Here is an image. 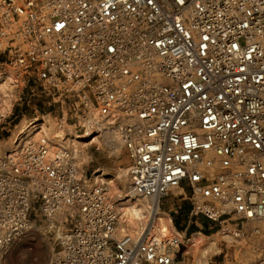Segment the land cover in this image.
<instances>
[{"label":"built area","instance_id":"built-area-1","mask_svg":"<svg viewBox=\"0 0 264 264\" xmlns=\"http://www.w3.org/2000/svg\"><path fill=\"white\" fill-rule=\"evenodd\" d=\"M1 55L70 94L84 135L118 136L136 196L180 190L191 216L264 221V0H0ZM50 152L30 139L0 159V264L34 201L57 232L48 264L173 263L164 242L117 239L107 185Z\"/></svg>","mask_w":264,"mask_h":264},{"label":"rangeland","instance_id":"rangeland-1","mask_svg":"<svg viewBox=\"0 0 264 264\" xmlns=\"http://www.w3.org/2000/svg\"><path fill=\"white\" fill-rule=\"evenodd\" d=\"M5 56H0V64L4 63ZM1 83L5 84L7 92L12 97L11 110L0 121V147L2 150H5L6 145L11 140H18L17 146L20 144L24 137L19 132L24 126L33 123L51 122L64 135V142L75 141L79 151L84 153L86 159L89 160L84 162L72 149H66V151H72L75 155L78 177L84 186L91 188L94 178L103 175L106 179L115 180L124 196H130V162L125 150L120 147L114 151V149L107 146L108 142L103 135H84L75 126L78 120L73 109L74 100L70 94L50 88L36 78L24 77L17 79L16 74L6 67H0V85ZM35 136L36 134H33L25 139L24 143L22 142L15 152L10 153L14 154L17 150L19 151L20 147H23L30 139H33L34 142L39 141L41 138L47 139L44 136ZM50 149L52 152L53 147L51 144ZM10 153L0 157V159H6ZM55 155L57 156V154ZM124 171L127 174L120 180L119 174ZM103 184L107 185V193H109L110 185L107 182H103ZM180 193V190H176L160 201L153 198L147 199L152 206L154 201L157 200L159 212L170 217L178 234L175 243L170 242L167 238L163 240L173 253L174 260L172 264H198L188 248L189 242L194 236L200 234L205 238H209L218 232L228 233L230 231L236 232L245 241L244 245L237 250L238 256L235 257L237 253L235 248L231 247L226 241H222L219 243L220 252L209 253L206 264H261L264 262L263 220L246 222L233 217L213 221L201 216H191V203L189 199H184ZM40 204L39 201L32 203L29 214L31 229L15 243L9 255L1 264H48L50 262L53 250L56 248L57 232L49 228L48 222L41 212ZM71 216L73 214L67 210L64 219L60 214L56 217L60 228L64 230L71 227L74 222ZM115 237L117 239L121 238L117 237V234H115Z\"/></svg>","mask_w":264,"mask_h":264},{"label":"bare ground","instance_id":"bare-ground-1","mask_svg":"<svg viewBox=\"0 0 264 264\" xmlns=\"http://www.w3.org/2000/svg\"><path fill=\"white\" fill-rule=\"evenodd\" d=\"M11 108L12 97L7 92L5 84L1 83L0 121L2 117H5L10 112ZM19 134L23 135L24 137L23 139L21 138L22 140L19 139L21 140V142L19 141L20 144L33 134H36V136L46 137L53 147L52 152H50L51 158L55 157V154L58 155L59 153L66 151L67 148H70L77 156H80L82 161H89L86 159L84 153L79 151L75 141H70L69 143L64 142V135L59 130H57L55 125L51 122L41 124L33 123L28 126H24ZM103 136L106 137L105 140L108 142L107 146L114 149V151L118 150L120 147H123L120 139L113 132L108 131V133ZM17 143L18 140H11L6 145L5 150H2L0 147V157H4L7 153L15 152L16 148H19L18 146L20 145L19 144L17 146ZM126 174V171L121 172L119 174V179L122 180ZM103 182H107L110 185L108 197L111 199L110 203L118 215L119 226L116 232L117 237L130 235L136 239L145 234V240L147 242L159 244L163 242L164 238H167L170 240V242L175 243V240L178 238V234L172 225L170 217L159 212L157 200L154 201V205L152 206L147 199L138 197L132 192L129 197H126L115 180L111 178L106 179L103 175L96 176L90 187H97ZM66 212L67 210L61 213L60 216L62 219L66 217ZM262 230L264 231V223H262ZM222 241H226L231 247L235 248V252H237L238 248L242 247L245 243L244 239L236 232H218L209 238H205L200 234L194 236L190 240L188 248L194 255V258L198 264H206L207 255L209 253L220 252L219 243ZM237 256L238 252L235 254V257ZM261 264H264V262Z\"/></svg>","mask_w":264,"mask_h":264}]
</instances>
